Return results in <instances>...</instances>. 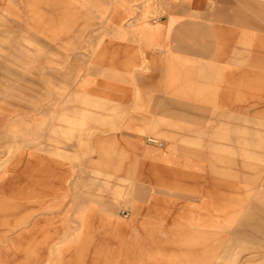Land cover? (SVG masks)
<instances>
[{
	"label": "rangeland",
	"instance_id": "rangeland-1",
	"mask_svg": "<svg viewBox=\"0 0 264 264\" xmlns=\"http://www.w3.org/2000/svg\"><path fill=\"white\" fill-rule=\"evenodd\" d=\"M175 2L0 0V264H264V85L262 100L225 110L166 92L159 101L132 78L128 100L85 89L118 32L114 16L128 8L120 25L132 34L126 25L146 15L160 24ZM251 7L240 6L258 26L246 32L264 37V15ZM261 68L240 67L264 77ZM157 69L148 62L135 74ZM168 97L183 108L154 109ZM165 152L198 166L187 173L200 179L153 170ZM207 198L216 205L204 213ZM180 212L193 215L190 225L159 217Z\"/></svg>",
	"mask_w": 264,
	"mask_h": 264
},
{
	"label": "bare ground",
	"instance_id": "bare-ground-1",
	"mask_svg": "<svg viewBox=\"0 0 264 264\" xmlns=\"http://www.w3.org/2000/svg\"><path fill=\"white\" fill-rule=\"evenodd\" d=\"M255 1L256 2L246 4V6H253L251 9L256 15H264V4L260 3L259 0ZM178 2L179 1L173 5L171 12L187 10L189 4L187 6H183L179 5ZM132 14L133 13L127 8L123 16H114L111 20V24L113 25L110 24L109 27L112 29H118V32L112 36L111 40L106 41L103 43V46L100 47V51L96 55L95 59L96 64L89 70L87 78L85 79V89L92 93V95L101 96L111 100H126L131 91L130 82L132 79L137 81V84L135 85L136 88H149L151 84H153V87L150 88H154V90L161 92L162 90L159 88V84H154L155 76L137 77V74H135V69H147V56L145 53L146 49L149 47H153L157 53L165 55V61L168 67H173L177 64V66H180L182 69L179 81L174 83L175 87H173L172 90H169L170 92L166 91L167 94H171V96H178L180 99H194L205 106L214 104L221 110H225L227 108L230 109L231 106H233V103L239 101L238 97L240 96L237 94L235 95L234 91H230L229 84L230 81H235L237 84H241V79L243 78L242 73H236L234 76L229 74L230 70L225 69L227 66L226 64L247 62L252 65L264 67V37L262 36L247 35L249 36L247 44V36H237V33L228 34L225 33L224 30L217 29L215 32L216 36L212 40L209 36H199L194 37L189 44L181 45L178 49L186 52L187 56H180L177 55V53L170 54L167 47L170 38L168 36L169 30L176 21L172 15L169 19L170 24L168 25V28L160 26L158 21L151 23L147 20L149 18L147 15L141 19L132 21L126 25V28H129L132 31L133 35L130 33V36L129 31H127V29H123L120 22L126 15ZM86 21V24L88 25L90 22H88L89 20ZM225 23L229 25L231 22L225 21ZM237 40L241 41L240 43L244 44L245 49H247L250 53H236V57H233L234 53H230L229 48L234 43H237ZM209 48L214 51H207ZM243 54H246L247 57ZM187 65L193 66V70L188 71ZM190 77L197 79L196 88L193 85L186 84L187 82L185 80H188ZM254 77L259 83H261L260 85H264V77L259 78L260 76L258 77V75ZM122 82L126 84V88L118 86V84ZM191 86L192 88L190 89ZM136 91H138V89H136ZM176 106L179 109L183 108L181 103H177L172 100L164 102L163 104L156 101L154 109L166 112L172 108H176ZM184 108L189 111L193 109L192 106L190 107L188 104L184 105ZM131 122L132 120L129 118L127 122L128 127L133 124ZM147 140L150 143H158L156 138L149 137ZM121 142L123 143V140ZM181 160L183 159L171 153L165 152L158 158H155L156 165H154L152 169L159 172L160 175L167 173L182 179H200L198 178V175H194V173H187L190 169L197 168L198 166H193L191 163L186 161L183 162ZM157 179H159L157 181L159 185L169 184L165 179L160 177H157ZM154 203H156V201ZM215 205L216 204L213 200L207 198L204 200L201 210L204 213L214 211ZM155 207L156 205H153L152 207L153 213H155ZM192 216L193 215L190 213L180 212L177 217L170 219L168 214H159V217L165 220V222H172L173 224L180 226H186L190 223V221H193L194 217ZM136 217L137 216L135 215L132 219L136 221V223L138 222L139 231H141L143 236L145 233L148 235L147 229L149 228V222L146 220H137ZM86 221L88 222V218ZM202 222L203 220L200 219L197 223Z\"/></svg>",
	"mask_w": 264,
	"mask_h": 264
},
{
	"label": "crops",
	"instance_id": "crops-1",
	"mask_svg": "<svg viewBox=\"0 0 264 264\" xmlns=\"http://www.w3.org/2000/svg\"><path fill=\"white\" fill-rule=\"evenodd\" d=\"M179 1L178 4L179 5H185L187 7V10H182L179 12H171L169 13L168 17L163 19V21H161V23L159 24L162 27H167L170 24V16L172 15V17H174V19L176 20L175 23L173 24L172 28H170L169 30V42H168V52H170V54H176V53H181L183 51L179 50L178 48L181 45L184 44H189L190 41L194 38V37H199V36H209L211 37V40L213 38H215L216 34V30L220 29V30H224L225 33L228 34H234L237 33V36H242L245 37L247 35H255V36H260L257 34H248L246 32V28L249 26V29L251 30V27H253V25L255 23H252L251 20H254L252 17H250V14H247L245 12V9L242 10V8H240L241 5L245 6L246 4L249 3H253L256 2L255 0H177ZM213 1V2H211ZM176 3V2H175ZM174 3V4H175ZM173 4V5H174ZM216 4L218 7L217 9L214 11L213 5ZM242 10V11H241ZM241 12V13H240ZM255 16H258L254 13ZM260 17V15H259ZM226 22H231L229 25H227ZM247 21L249 22V24H247ZM256 26V25H254ZM258 27V26H256ZM255 29V28H254ZM256 30V29H255ZM259 31L261 29H258ZM130 35V32H129ZM133 35V34H132ZM179 36H186V40H182L179 38ZM179 38V39H178ZM241 41L237 40V43H234L230 48H229V52L230 53H234L233 57H236V53H246L249 52L247 49H245V45L240 43ZM182 43V44H181ZM122 47V46H121ZM120 47V49H121ZM212 50V52L214 51L213 49H208L207 51ZM152 52H155V54H153ZM186 53V52H183ZM146 58H147V63L149 62L154 64L156 67H158L157 71H154L153 73H151L150 75H138L137 77H152L155 76V81L154 84L158 85L159 84V88L162 90L163 86L165 84H168L169 90H172L174 86L175 82H178L180 79V73H177V69L179 70V72L182 71L180 66H177V64L173 67L171 66H167L166 65V61H165V55L161 54V53H157L153 47H149L146 49ZM187 54V53H186ZM227 66L225 67V69L230 70L229 74H232L233 76L237 74H241L243 75V78L241 79L242 82L241 84H237L235 81L232 82L228 81L229 84V89L230 91H234L235 95H239L240 97H238L239 101H246L255 98V100H262L261 96H260V90L262 89L260 85L261 83H259L256 78L254 76L258 75L259 78H262V74L259 72H246L245 70L240 69V67H245L248 66L250 68L253 69H257V70H262L261 67L256 66V65H252L249 64L245 65V62L243 63H228L226 64ZM171 69H174L173 71H171ZM167 70H169L167 72ZM187 70H193V66L189 65L187 66ZM167 73V74H166ZM179 76V77H178ZM246 79H251L254 80L255 82H258L259 87H253L252 89L254 90L253 93L247 94L244 92V83L246 81ZM187 83V85H193L196 88V84H197V79L194 77H190L188 78V80H185ZM182 82V80H181ZM180 82V83H181ZM179 85V84H178ZM239 85V86H238ZM180 86V85H179ZM150 87H153V84H151ZM148 88V89H152L154 90V88ZM192 88V86L190 87V89ZM193 88V89H195ZM146 89V88H143ZM260 89V90H259ZM156 91V90H154ZM237 91V92H235ZM158 92V91H157ZM166 91H161L159 92L160 94H162L163 96L160 95H156L157 100L161 101V100H167V97L165 96ZM170 92V91H169ZM246 95V97H245ZM180 98V97H178ZM129 99V96L127 98V100ZM169 100H175L172 97H168ZM194 100V99H191ZM238 101V102H239ZM234 104V103H233Z\"/></svg>",
	"mask_w": 264,
	"mask_h": 264
}]
</instances>
